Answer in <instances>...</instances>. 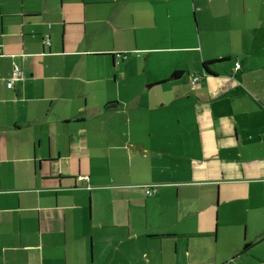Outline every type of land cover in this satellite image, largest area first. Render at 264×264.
I'll return each instance as SVG.
<instances>
[{"label":"crops","instance_id":"obj_1","mask_svg":"<svg viewBox=\"0 0 264 264\" xmlns=\"http://www.w3.org/2000/svg\"><path fill=\"white\" fill-rule=\"evenodd\" d=\"M263 134L264 0H0V264H264Z\"/></svg>","mask_w":264,"mask_h":264},{"label":"built area","instance_id":"obj_2","mask_svg":"<svg viewBox=\"0 0 264 264\" xmlns=\"http://www.w3.org/2000/svg\"><path fill=\"white\" fill-rule=\"evenodd\" d=\"M46 44H47V45H50V41L47 40V41H46ZM236 68L239 69L240 66L238 65ZM19 79H22V72H21V70H20V68H19L18 66H15V67H14V73H13V76H12V78L8 81V83H7V87H8V88H12V87H13V83H14V81H15V80H19ZM195 81H196V80H195ZM263 135H264V134H263ZM82 179L85 180V181H87V177H82ZM147 194H151V191L147 190Z\"/></svg>","mask_w":264,"mask_h":264},{"label":"trees","instance_id":"obj_3","mask_svg":"<svg viewBox=\"0 0 264 264\" xmlns=\"http://www.w3.org/2000/svg\"><path fill=\"white\" fill-rule=\"evenodd\" d=\"M212 64H214V62H207V63H205V69L206 70H208L209 69V67L212 65ZM180 72H175L171 77H170V79H175V78H178L179 76H180ZM169 79V80H170ZM195 80H197V79H194V81ZM147 190H149V191H151V194H147V191H146V194L147 195H152V194H154L155 193V190H154V188H150V189H147ZM152 237H154V238H157V239H162L163 237H167V238H169V237H173V236H170V235H167V236H152Z\"/></svg>","mask_w":264,"mask_h":264},{"label":"rangeland","instance_id":"obj_4","mask_svg":"<svg viewBox=\"0 0 264 264\" xmlns=\"http://www.w3.org/2000/svg\"><path fill=\"white\" fill-rule=\"evenodd\" d=\"M200 239H196V241H191V243H190V247H189V249H190V251L192 250V244L194 243V242H201V241H199ZM233 264H236V263H233Z\"/></svg>","mask_w":264,"mask_h":264}]
</instances>
